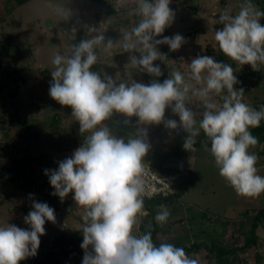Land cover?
Returning a JSON list of instances; mask_svg holds the SVG:
<instances>
[{
    "label": "clouds",
    "instance_id": "1",
    "mask_svg": "<svg viewBox=\"0 0 264 264\" xmlns=\"http://www.w3.org/2000/svg\"><path fill=\"white\" fill-rule=\"evenodd\" d=\"M124 3L134 4L131 14L139 17L117 39L123 52L129 53L125 69L160 77V65L153 63L162 61L157 46L167 45L175 51L185 42L179 33L156 38L175 19L171 0H116L117 5ZM53 12L66 20L71 15L63 4ZM262 17L264 11L253 0H243L235 14L227 8L220 12L216 21L223 27L213 36L220 52L253 70L264 65ZM104 32L87 27V38L71 43L50 61L48 95L71 108V117L84 135L83 143L58 161L55 169L43 170L53 189L50 194L62 201L71 192L82 211L81 264H201L182 247L154 244L150 231L134 233V226L147 214L145 196L156 191L147 184L142 163L151 148L148 127L162 124L165 129L187 133L182 148L189 152L202 132L219 176L237 195L256 197L264 193V176L258 174L257 155L249 150L257 144L250 129L264 120V105L256 109L244 103L243 89L234 87L238 81L233 67L209 55L191 58L186 74L173 69L162 81L152 79L147 84L122 78L119 72L109 75L93 70L100 54L110 53L117 42L106 39ZM190 98L195 99L191 106ZM166 109L178 121L165 118ZM114 116L123 117L120 123L125 126L133 125V134L117 135L109 123ZM131 117L136 118L134 122ZM168 217V208L160 205L155 222L164 224ZM55 220L47 202L32 200L23 216L27 228L0 224V264H18L35 256L43 225Z\"/></svg>",
    "mask_w": 264,
    "mask_h": 264
},
{
    "label": "rangeland",
    "instance_id": "2",
    "mask_svg": "<svg viewBox=\"0 0 264 264\" xmlns=\"http://www.w3.org/2000/svg\"><path fill=\"white\" fill-rule=\"evenodd\" d=\"M262 1L253 0L261 11ZM242 3L243 0H171L175 19L156 38L179 33L185 42L175 51H169L167 45H158L162 61L153 63L160 65L162 75L150 77L131 68L125 69L129 53L123 52L117 40L121 32L130 29L139 19L131 14L134 4L117 5L116 0H106L103 5L87 0H29L22 7L15 0H0V224L27 228L23 216L31 209L32 200L47 202L56 217L55 223L46 221L43 225L45 231L39 238L36 255L18 264H39L47 253L63 252L72 233L82 240V211L73 201L72 193L62 201L51 195L53 189L43 171L55 169L57 162L69 157L73 151L63 152L64 142H56V138H60L56 137L58 126L55 130L49 128L52 135L45 140L42 137L45 132L49 134L48 127L45 132H39L42 128L39 124L38 131L30 128L31 121L38 116L28 114L29 100L39 114L44 113L43 108L53 105L54 114L61 119V113L57 111L64 107L48 95L51 67L47 68V65L51 64L52 56L63 52L71 43L87 38V27L100 28L105 31L106 39L117 40L110 53L100 54L93 70L109 75L119 72L122 78L132 77L146 84L152 79L162 81L173 69L186 74L191 58L209 55L233 67L238 81L234 87L243 89V102L259 109L264 105V65L253 70L250 65L237 64L220 52L213 39L214 31L223 27L216 21L219 13L227 8L235 14ZM58 4L71 10L67 20L54 14L53 9ZM259 22L264 25V17ZM132 54L139 56V53ZM31 92H36L37 97L29 98ZM212 99L221 103L219 96ZM194 102L195 99L190 98V106ZM67 114L68 118L74 119L71 113ZM47 117L49 121L54 118L53 110ZM165 118L178 121L169 109L165 110ZM122 119L121 116L113 117L109 122L112 130L119 136L132 135L133 125H123ZM129 119L134 122L136 118ZM67 127L71 129L72 139L80 146L84 135L77 138L79 132L77 129L74 132L72 121ZM186 135L179 129H165L162 124L148 127L151 148L145 158L157 164L161 162V168L190 171L194 184L186 186L185 193L178 199L147 204V214L134 226V233L150 231L154 244L167 242L182 247L189 256L198 257L201 264H264V193L256 197L237 195L219 176L213 158L203 144L190 152L185 150L179 159L174 158L175 146L183 142ZM40 144L48 149L37 153L35 150ZM69 145L65 142V148L73 150ZM249 150L257 155L258 174L264 176V138H257V144ZM181 184L178 190L183 188ZM160 205L169 210L164 224L154 220ZM253 235L254 241L245 247V242ZM195 245L200 247L189 250ZM82 256L83 252H75L71 258H60L58 264H81Z\"/></svg>",
    "mask_w": 264,
    "mask_h": 264
},
{
    "label": "trees",
    "instance_id": "3",
    "mask_svg": "<svg viewBox=\"0 0 264 264\" xmlns=\"http://www.w3.org/2000/svg\"><path fill=\"white\" fill-rule=\"evenodd\" d=\"M17 5H23L25 4L27 1L29 0H15ZM90 2H94L97 4H105L106 0H87ZM263 2V11H264V0ZM252 135H254L256 138H264V120H262L260 122V125L258 127L255 128H251L250 129ZM208 140L207 138L204 136V134L201 132L198 139L196 140V143L194 144V148H198L200 147V145H208ZM174 153L172 154V156L176 159H179L183 152L185 151L182 148V142L178 143L175 148H174ZM159 164L161 165L162 163L159 162ZM158 164V168L161 172H166V173H179L183 176L186 175V177L183 179L182 184L184 185L183 188H181V190H178L172 195L169 196L167 198L164 199H153V200H149L146 202L145 206L147 204H151V203H161L162 201L165 200H170V199H178L180 198L184 193H185V188L186 186H191L194 184V177L192 176V173L188 170H181V169H165V168H161V166ZM181 184V185H182ZM179 188V187H178ZM261 214L263 212H260ZM252 241H254V235L253 237H251L250 240H247L245 242V247H247L249 245V243H251ZM82 240L77 236L76 233H72L71 236L67 239L66 243H65V248L63 252H54L51 251L49 253H47L44 257V259L42 260V262H40L39 264H58L59 263V259L60 258H71L73 256V254L75 252H83V250L80 248V244H81ZM203 246L205 249L212 251V248H209L206 245H201ZM200 247V245H195L193 247H191L189 250L194 249V248H198ZM218 250V249H217ZM218 251H222V250H218Z\"/></svg>",
    "mask_w": 264,
    "mask_h": 264
},
{
    "label": "crops",
    "instance_id": "4",
    "mask_svg": "<svg viewBox=\"0 0 264 264\" xmlns=\"http://www.w3.org/2000/svg\"><path fill=\"white\" fill-rule=\"evenodd\" d=\"M26 4V3H25ZM25 4H23V5H25ZM22 5V7H24ZM170 8H172V5H170ZM49 63V62H48ZM50 68L51 67V70H52V66H51V64L50 65H47V68ZM50 70V71H51ZM32 79H33V76L31 77ZM35 78H37V76L35 77ZM32 88H33V92L35 91L34 89V87L32 86ZM31 88V89H32ZM36 93V92H35ZM35 93H32L31 92V94H29V98H34V97H37L36 96V94ZM44 97V96H43ZM29 103H32V100H29L28 101ZM28 103V105H27V107H28V114H29V112H31L34 116L36 115V116H38V119H33L32 121H31V124H30V128H31V130H33V128H36V130L38 131V127H37V125L38 126H40V127H42L41 128V130L39 131V132H45V128H47L48 127V133L49 134H47L46 132H45V135L42 137V139H44L45 140V138H50V136L52 135V133H51V130L52 129H49V128H54L53 130H55V128H57V126H58V128L56 129V130H58V135H56V137H58V136H60V138H56V142H59V141H61L62 143L64 142V146H63V152H65V153H70V152H72L74 149H76L77 147H79V143H75V140H73L72 139V136L69 134V130H71V129H69V127H67V124H68V122H70V121H72L73 122V124L75 125V128H74V132H75V130L77 129V131L79 132V124H78V122H76L74 119H72V118H68V114H67V112L68 113H71V108L70 107H68V106H63L64 108H63V110H59V111H57L58 113H61V119L59 120V116H58V114L57 115H55L54 113H55V111H54V106L53 105H51L50 107H45V108H43V111H44V113L43 114H39V112L37 111V113H36V110L34 109V107H32L33 105L32 104H29ZM57 103V102H56ZM50 110H53V116H54V118L51 120V121H53L54 122V124H52V125H50V123H51V121H49V118L47 117L48 116V113H49V111ZM31 115V114H30ZM68 119H70V120H68ZM30 122V121H29ZM60 122H61V125H60ZM59 125L61 126V129H60V127H59ZM66 130H67V132H66ZM34 131V130H33ZM78 135H81V133L79 132V133H77V138H79L78 137ZM75 136V135H74ZM65 142H69L70 143V145H71V148L73 149V150H71L70 148L69 149H67V148H65ZM44 143V142H43ZM69 145V146H70ZM45 146V145H44ZM42 149H48V147L47 146H45V148H43V146L40 144L38 147H37V149L35 150V152H37V153H39Z\"/></svg>",
    "mask_w": 264,
    "mask_h": 264
},
{
    "label": "built area",
    "instance_id": "5",
    "mask_svg": "<svg viewBox=\"0 0 264 264\" xmlns=\"http://www.w3.org/2000/svg\"><path fill=\"white\" fill-rule=\"evenodd\" d=\"M143 166L145 170V180L147 184L156 189L151 197L145 196L144 198V210L146 211L145 204L149 200L164 199L172 196L183 181V175L177 173L161 172L158 168V164L153 160L144 158ZM168 186H167V184Z\"/></svg>",
    "mask_w": 264,
    "mask_h": 264
}]
</instances>
